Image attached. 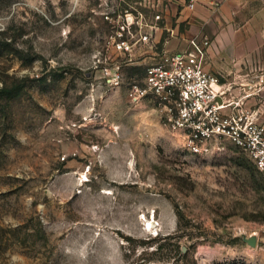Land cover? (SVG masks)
Returning <instances> with one entry per match:
<instances>
[{"label":"rangeland","instance_id":"1","mask_svg":"<svg viewBox=\"0 0 264 264\" xmlns=\"http://www.w3.org/2000/svg\"><path fill=\"white\" fill-rule=\"evenodd\" d=\"M134 1L0 0V264H264V172L250 154L229 139L194 154L128 95L151 49L107 48L105 12ZM240 5L238 21L258 7ZM220 7L166 11L174 32L155 51L209 36L212 68L254 93L264 128L261 49L235 54V15ZM254 233L252 247L242 236Z\"/></svg>","mask_w":264,"mask_h":264},{"label":"built area","instance_id":"2","mask_svg":"<svg viewBox=\"0 0 264 264\" xmlns=\"http://www.w3.org/2000/svg\"><path fill=\"white\" fill-rule=\"evenodd\" d=\"M201 1L204 0L177 3L181 11H194ZM126 4L124 10L107 8L105 16L113 23V31L105 43L107 48L126 56L138 49H151L143 56L151 61L140 65L141 82L134 81L129 88L131 100L151 101L163 122L183 134L185 146L192 153L206 155L215 142L229 139L247 151L264 172V128L258 120L259 110L247 102L254 93L234 94L232 84L220 79L211 65L214 41L198 33L187 39L184 49L160 48L157 52L158 33L174 32L160 24L168 4L165 0H135ZM120 70L118 63L106 67L107 83L119 85Z\"/></svg>","mask_w":264,"mask_h":264},{"label":"crops","instance_id":"3","mask_svg":"<svg viewBox=\"0 0 264 264\" xmlns=\"http://www.w3.org/2000/svg\"><path fill=\"white\" fill-rule=\"evenodd\" d=\"M182 1L183 0H168V16L170 9L172 12L177 11V8H179L178 3ZM242 1L244 0H204L199 3L200 5L196 10L189 11L185 9L183 10L182 14L189 11L188 17H190L191 14H193L195 11L198 12V9L200 7H209V9L214 10L218 9V7L221 6L220 8L228 9L230 11V14L232 13L233 15H235V24L229 25L228 35L229 33H231L232 35V37L229 35V46L232 50L235 51V54H237V52L242 48H244L245 50L248 49V51H253L256 48H260L261 56L259 57V62L264 65V0H245L249 2H256L258 4V7L251 13H249L246 18L238 21L236 15H239V13L244 11V8L240 5ZM168 16L166 18H168ZM165 25L167 28H170V25L168 23H166ZM253 39L258 40L256 46L252 45L251 43ZM233 58L236 61L237 56L235 55V57ZM261 76L264 79V71L261 73ZM262 89H264V86L262 87ZM244 92L250 91L245 90Z\"/></svg>","mask_w":264,"mask_h":264},{"label":"water","instance_id":"4","mask_svg":"<svg viewBox=\"0 0 264 264\" xmlns=\"http://www.w3.org/2000/svg\"><path fill=\"white\" fill-rule=\"evenodd\" d=\"M243 240L252 247H255L257 244L258 236L257 234H251L250 236L243 235Z\"/></svg>","mask_w":264,"mask_h":264},{"label":"trees","instance_id":"5","mask_svg":"<svg viewBox=\"0 0 264 264\" xmlns=\"http://www.w3.org/2000/svg\"><path fill=\"white\" fill-rule=\"evenodd\" d=\"M139 67L138 66H135V68H137V69H139ZM140 70L143 72V67L142 66H141V69Z\"/></svg>","mask_w":264,"mask_h":264},{"label":"bare ground","instance_id":"6","mask_svg":"<svg viewBox=\"0 0 264 264\" xmlns=\"http://www.w3.org/2000/svg\"><path fill=\"white\" fill-rule=\"evenodd\" d=\"M85 180H87V178H85ZM149 225L151 226V225H152V223H151V222H149Z\"/></svg>","mask_w":264,"mask_h":264}]
</instances>
